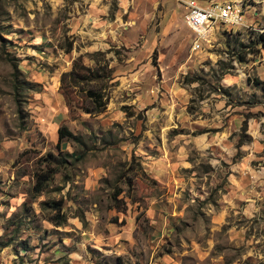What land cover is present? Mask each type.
I'll return each instance as SVG.
<instances>
[{"label":"rangeland","instance_id":"obj_1","mask_svg":"<svg viewBox=\"0 0 264 264\" xmlns=\"http://www.w3.org/2000/svg\"><path fill=\"white\" fill-rule=\"evenodd\" d=\"M182 1L0 0V264H264V0Z\"/></svg>","mask_w":264,"mask_h":264},{"label":"built area","instance_id":"obj_2","mask_svg":"<svg viewBox=\"0 0 264 264\" xmlns=\"http://www.w3.org/2000/svg\"><path fill=\"white\" fill-rule=\"evenodd\" d=\"M182 4L185 8L184 20L196 33L194 47L200 45L198 40L204 34L202 28L211 23L224 22L234 27L244 22L241 0H224L207 5H201L196 0H183Z\"/></svg>","mask_w":264,"mask_h":264},{"label":"trees","instance_id":"obj_3","mask_svg":"<svg viewBox=\"0 0 264 264\" xmlns=\"http://www.w3.org/2000/svg\"><path fill=\"white\" fill-rule=\"evenodd\" d=\"M255 40H254V44L255 45H260V46H264V29L262 31H256L255 32ZM240 58L242 56H239ZM64 78V77H63ZM63 78H61V80H63ZM264 80H259V79H255L256 83H260L263 82ZM91 95H94L96 97V91L95 90H90ZM60 135L61 136H70L75 138L76 136L74 134H72L65 125L60 127ZM53 170V169H52ZM50 169H43V170H37L35 171V183L33 185V188L36 192H39L40 190L43 189V187L45 186L47 180L50 177V173L51 171Z\"/></svg>","mask_w":264,"mask_h":264},{"label":"bare ground","instance_id":"obj_4","mask_svg":"<svg viewBox=\"0 0 264 264\" xmlns=\"http://www.w3.org/2000/svg\"><path fill=\"white\" fill-rule=\"evenodd\" d=\"M203 30H205L204 28H202Z\"/></svg>","mask_w":264,"mask_h":264}]
</instances>
